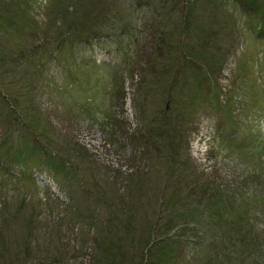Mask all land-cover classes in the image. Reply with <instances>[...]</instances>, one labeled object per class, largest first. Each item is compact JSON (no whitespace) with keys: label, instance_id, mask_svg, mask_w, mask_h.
Returning <instances> with one entry per match:
<instances>
[{"label":"rangeland","instance_id":"obj_1","mask_svg":"<svg viewBox=\"0 0 264 264\" xmlns=\"http://www.w3.org/2000/svg\"><path fill=\"white\" fill-rule=\"evenodd\" d=\"M173 254L264 264V0H0V264Z\"/></svg>","mask_w":264,"mask_h":264},{"label":"trees","instance_id":"obj_2","mask_svg":"<svg viewBox=\"0 0 264 264\" xmlns=\"http://www.w3.org/2000/svg\"><path fill=\"white\" fill-rule=\"evenodd\" d=\"M180 254H177V255H175V254H173V255H170L169 256V259L167 260L168 262H167V264H180V261H181V257L179 256ZM183 255V254H182ZM190 256H188V258H189ZM183 261H187V259L186 260H183Z\"/></svg>","mask_w":264,"mask_h":264}]
</instances>
